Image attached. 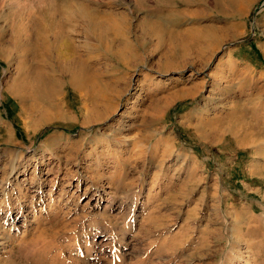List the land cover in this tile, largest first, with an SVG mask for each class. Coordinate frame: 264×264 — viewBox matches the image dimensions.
Wrapping results in <instances>:
<instances>
[{
    "label": "rangeland",
    "instance_id": "1",
    "mask_svg": "<svg viewBox=\"0 0 264 264\" xmlns=\"http://www.w3.org/2000/svg\"><path fill=\"white\" fill-rule=\"evenodd\" d=\"M16 153L0 264H264V0H0Z\"/></svg>",
    "mask_w": 264,
    "mask_h": 264
},
{
    "label": "bare ground",
    "instance_id": "2",
    "mask_svg": "<svg viewBox=\"0 0 264 264\" xmlns=\"http://www.w3.org/2000/svg\"><path fill=\"white\" fill-rule=\"evenodd\" d=\"M236 72L241 74V76H242V74H244L245 80H247V79L250 80V78H251V72L252 71L249 70V69H246V70H245V68H244V70L243 69H237ZM195 92H191V94L189 96L193 95ZM187 93L189 94L188 91L182 90L181 97L185 96V94H187ZM195 94L197 95V93H195ZM172 98H173V96H172ZM210 98L213 101H215V103H217V101L222 99L219 95H217L216 97H214L212 95ZM187 115H193V112H190ZM163 143H165V142H163ZM138 145H139V143H138ZM12 157H11L12 162H11L10 167L8 168V172L5 174L4 177H2L0 179V252L1 253L4 251L6 245L8 244L9 238H7V237L10 236L11 229H15L16 230L18 228V226L20 225V224H17V221H18V218H19V214L24 212L23 211L24 206L21 203V194H22L21 190L22 189L20 187V183H17L15 181L17 179L19 171L25 172V168H22L23 166L20 164L21 163V159H20V156H18V153L14 154ZM34 177H35V175L31 178L29 183H26L25 190L31 192L30 197L32 199L33 198H35V199L37 198L39 200V203H41V200L43 199V196H44V190H43L44 181H42L43 179L41 178V176H38L36 178V180L33 181ZM99 190L100 189L96 188L95 192L91 196V198H93V197L94 198L93 199H89V201H87V203L89 205L88 208H93L94 204H96V202H98V198L97 197L99 196V198H100V191ZM61 194L63 196V194H64L63 190L60 192V195ZM75 194L71 193L70 196L68 197V199L69 198H74ZM13 197L15 198V200L17 202L21 203L19 206H15L14 205V203L12 202ZM91 200H94L93 201L94 204L93 203L91 204ZM35 206H36V203H32V202L30 203V207L32 208V210L35 209ZM24 217H26L25 214H24ZM22 221H24V219ZM5 242H7V243H5ZM101 243L104 244V242H100V244ZM97 250L98 249H96V251Z\"/></svg>",
    "mask_w": 264,
    "mask_h": 264
}]
</instances>
